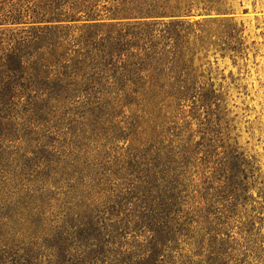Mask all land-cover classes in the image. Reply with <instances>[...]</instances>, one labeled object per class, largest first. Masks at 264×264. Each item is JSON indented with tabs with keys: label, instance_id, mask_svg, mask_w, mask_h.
Wrapping results in <instances>:
<instances>
[{
	"label": "trees",
	"instance_id": "1",
	"mask_svg": "<svg viewBox=\"0 0 264 264\" xmlns=\"http://www.w3.org/2000/svg\"><path fill=\"white\" fill-rule=\"evenodd\" d=\"M233 10L0 0V264H252L258 167L197 57L241 53Z\"/></svg>",
	"mask_w": 264,
	"mask_h": 264
},
{
	"label": "rangeland",
	"instance_id": "2",
	"mask_svg": "<svg viewBox=\"0 0 264 264\" xmlns=\"http://www.w3.org/2000/svg\"><path fill=\"white\" fill-rule=\"evenodd\" d=\"M228 1L234 9L230 15L232 21L243 30L241 53L210 49L206 58H203L204 53L197 57L201 58V63L209 61L204 67L210 68L216 88L222 87L221 99L217 102L221 113L226 112L231 120L232 142L236 141L239 149L258 167V172L254 173L255 188L248 193L253 201H248L251 204H247L240 215L243 221L248 219L252 223L236 225L252 229L256 238L254 246L264 248V0ZM212 108L215 109L214 105ZM233 231L237 239L251 247L252 244L247 243L249 234L243 228ZM262 250H250L252 264H264Z\"/></svg>",
	"mask_w": 264,
	"mask_h": 264
}]
</instances>
